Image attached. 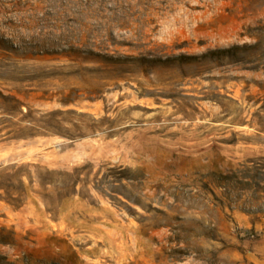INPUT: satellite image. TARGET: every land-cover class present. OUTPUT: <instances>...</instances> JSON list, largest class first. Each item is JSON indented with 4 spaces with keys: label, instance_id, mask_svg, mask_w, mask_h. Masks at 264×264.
Segmentation results:
<instances>
[{
    "label": "rangeland",
    "instance_id": "rangeland-1",
    "mask_svg": "<svg viewBox=\"0 0 264 264\" xmlns=\"http://www.w3.org/2000/svg\"><path fill=\"white\" fill-rule=\"evenodd\" d=\"M0 264H264V0H0Z\"/></svg>",
    "mask_w": 264,
    "mask_h": 264
}]
</instances>
